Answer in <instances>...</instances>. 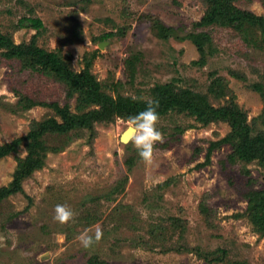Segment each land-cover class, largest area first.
<instances>
[{
	"label": "rangeland",
	"instance_id": "374dc122",
	"mask_svg": "<svg viewBox=\"0 0 264 264\" xmlns=\"http://www.w3.org/2000/svg\"><path fill=\"white\" fill-rule=\"evenodd\" d=\"M229 1L264 16V0ZM211 5L0 0V30L17 45L60 54L115 104L162 105L188 90L214 107L235 105L253 135H263L264 29L202 26ZM24 17L41 19L43 28L19 26ZM8 52L0 48V146L19 143L0 158V190L13 189L30 147L41 166L0 201V264H264V229L250 195L264 191V156L237 158L243 140L224 142L229 121L208 122L195 98L178 99L160 115L162 138L145 163L123 142L128 117L104 119V102L88 100L90 87L73 89L34 68L32 58ZM71 116L89 123L52 132V121L66 124ZM31 132L42 134L34 141ZM57 203L75 211L73 221L53 219ZM96 225L102 239L83 248L76 237Z\"/></svg>",
	"mask_w": 264,
	"mask_h": 264
},
{
	"label": "trees",
	"instance_id": "16d2710c",
	"mask_svg": "<svg viewBox=\"0 0 264 264\" xmlns=\"http://www.w3.org/2000/svg\"><path fill=\"white\" fill-rule=\"evenodd\" d=\"M25 22H29L31 24V27L35 30L43 28L44 25L41 19H31L30 17H24L20 20L19 26H22ZM236 22H249L252 25H258L260 28L264 29V16H257L251 12H245L236 9L231 5L229 0H212V5L208 9L207 14L200 24L202 26H209L213 24L227 25ZM0 48L8 49L10 58H32L33 62L35 63L33 64L34 68H39L46 73L56 75L62 81L70 84V86H73V89H85L86 87H90L89 90L86 89V94L89 98L88 100L89 102H104L105 110L102 114L104 115V119L110 120L116 115L129 117L147 107V103H141L132 98H119V101L115 104L110 96L100 93V86L96 82L94 77L88 76L89 74L87 72H84V74H78L75 73L72 69H69V66L65 64V61L60 56V54L52 51H47L46 49L41 48L34 43H32L28 47L17 45L7 34H4L1 30ZM88 83H91L93 86L88 85ZM190 97L195 98V107L198 108L200 106L199 113L202 114L200 116L205 117V119L207 117L208 122L219 120L230 122L232 126V133L227 139H225L224 142L234 141L236 139L243 140L242 145L237 147L236 154H234L237 158L246 162H251V160L253 161L264 156V134L262 135L258 133L254 136L253 130L248 121L245 119L244 114L240 112L235 105L214 107L210 103H208L207 97L205 95L188 90H186L184 92V95L178 99H184V101H186ZM178 99H175V97H170L165 101V103L159 105L157 109L159 115L164 114L169 107L177 103ZM66 118L68 120V123L66 124L59 125L56 121H52V132L54 131L67 133L76 127H82L89 123V121L85 117L79 120L73 118V116H71L70 118ZM40 134L42 133L31 132V134L29 135V139L37 141L36 137ZM18 143V141H15L13 143H6L4 145H1L0 158L12 154L17 149ZM36 153L37 151L35 147H30V153L28 157L25 161L21 162V167L15 174V186H13V189L2 188L0 190V201H2L7 195L20 192L21 182L27 180L36 169L40 168L41 165H39L38 160L34 158ZM250 195H252L251 202L255 203V218L258 224L264 229V191L253 192Z\"/></svg>",
	"mask_w": 264,
	"mask_h": 264
},
{
	"label": "clouds",
	"instance_id": "9594fccd",
	"mask_svg": "<svg viewBox=\"0 0 264 264\" xmlns=\"http://www.w3.org/2000/svg\"><path fill=\"white\" fill-rule=\"evenodd\" d=\"M159 101L150 99L147 107L127 118L124 143H131L137 150L138 156L145 163H151L154 158L156 143L161 140L162 132L158 127L160 119ZM76 213L66 203H57L54 207L53 219L59 224H66L74 220ZM103 236L99 225L85 228L76 237L83 248L89 249L98 243Z\"/></svg>",
	"mask_w": 264,
	"mask_h": 264
},
{
	"label": "bare ground",
	"instance_id": "6f19581e",
	"mask_svg": "<svg viewBox=\"0 0 264 264\" xmlns=\"http://www.w3.org/2000/svg\"><path fill=\"white\" fill-rule=\"evenodd\" d=\"M123 139H126V134H125V131H124V134H123Z\"/></svg>",
	"mask_w": 264,
	"mask_h": 264
},
{
	"label": "water",
	"instance_id": "95a60500",
	"mask_svg": "<svg viewBox=\"0 0 264 264\" xmlns=\"http://www.w3.org/2000/svg\"><path fill=\"white\" fill-rule=\"evenodd\" d=\"M124 140V139H123Z\"/></svg>",
	"mask_w": 264,
	"mask_h": 264
}]
</instances>
